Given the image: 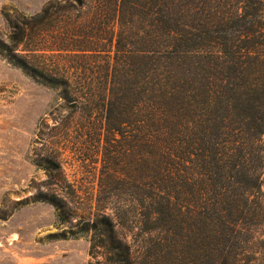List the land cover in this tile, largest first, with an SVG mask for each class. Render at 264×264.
<instances>
[{
    "label": "trees",
    "instance_id": "16d2710c",
    "mask_svg": "<svg viewBox=\"0 0 264 264\" xmlns=\"http://www.w3.org/2000/svg\"><path fill=\"white\" fill-rule=\"evenodd\" d=\"M4 17L0 57L123 139L106 163L124 197L88 214L92 249L135 264L120 227L145 264H264V0H62ZM101 57L105 81L84 92L70 69Z\"/></svg>",
    "mask_w": 264,
    "mask_h": 264
},
{
    "label": "rangeland",
    "instance_id": "374dc122",
    "mask_svg": "<svg viewBox=\"0 0 264 264\" xmlns=\"http://www.w3.org/2000/svg\"><path fill=\"white\" fill-rule=\"evenodd\" d=\"M50 1L62 0H0V40L7 42L10 31L4 15L29 17ZM104 62L87 59L88 70L70 69L75 80L91 82L84 92L105 81L98 75ZM68 105L0 57V264H110L102 249L91 248L84 223L97 210L112 213L124 197L106 163L109 142L120 147L123 139L107 133L98 117L69 118ZM48 160L59 170L42 169ZM261 191L264 199V184ZM52 195L60 209L49 202ZM115 230L135 251L133 262L145 264L137 230Z\"/></svg>",
    "mask_w": 264,
    "mask_h": 264
}]
</instances>
